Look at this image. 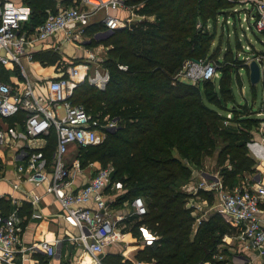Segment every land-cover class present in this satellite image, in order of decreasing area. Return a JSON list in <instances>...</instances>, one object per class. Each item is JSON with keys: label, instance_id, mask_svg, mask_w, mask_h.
Listing matches in <instances>:
<instances>
[{"label": "trees", "instance_id": "obj_1", "mask_svg": "<svg viewBox=\"0 0 264 264\" xmlns=\"http://www.w3.org/2000/svg\"><path fill=\"white\" fill-rule=\"evenodd\" d=\"M26 2L31 8L26 23L30 29L58 4L56 0ZM124 4L131 6L136 17L125 27L97 38L105 30L102 22L92 21L84 29L90 37L88 46L105 49L101 65L109 79L103 89L80 82L70 102L83 105L93 117L115 119L116 126L101 143L79 147L77 158L82 167L88 162L114 167L113 177L125 187L118 200L141 196L145 202L146 212L134 222L132 233L139 237L137 227L143 225L156 238L137 252L136 262L119 252H107L101 264L214 262L212 256L230 226L213 211L193 230L196 217L189 199L205 197L211 204L212 198L207 191L189 193L181 186L190 178V165L202 166L204 156L216 154L215 166L226 189H232L237 176L256 170L257 161L245 143L253 138L261 120L252 116L249 106L235 102L232 90L233 77L239 79L241 68L247 73V65L230 49L219 57V47H211L216 19L226 16L234 0H124ZM208 21L213 24L211 33ZM33 60L53 65L60 55L49 49L35 50ZM203 60L214 64L219 75L216 84L214 80L191 83L180 79L186 62ZM119 64L126 69L118 68ZM12 76L18 77L17 68L8 70L0 64V81L13 83ZM220 111L231 112L232 123L239 125L237 131L221 126L224 115ZM24 116L20 110L1 120L20 124ZM53 144L51 131L45 149L48 156ZM0 202L5 213L10 206ZM29 212V203L24 201L20 214L27 218ZM34 258L39 264H49L46 256L34 254Z\"/></svg>", "mask_w": 264, "mask_h": 264}, {"label": "built area", "instance_id": "obj_2", "mask_svg": "<svg viewBox=\"0 0 264 264\" xmlns=\"http://www.w3.org/2000/svg\"><path fill=\"white\" fill-rule=\"evenodd\" d=\"M244 1L249 5L241 19L248 22L249 29L263 32L264 0ZM70 2L66 6L57 4L52 11L47 9L43 21L30 29L26 25L31 12L27 4L0 0V52H3L0 54V64L16 67L19 77H15L13 83L0 81V150L21 142L15 147L14 159L17 163L10 184L13 189H18L24 182L33 187H42V192L26 191V202L30 206L29 218H43L39 202L44 194H51L61 207V212L53 215L78 231L77 236L61 234L55 235L52 240L43 238L24 244L22 234L27 228L28 217L20 214L21 203L18 199L0 193V200L10 206L4 213L0 202V264H23L24 260L34 254L52 258L57 256L61 244L67 240L77 242L91 255H95L119 238L117 223L126 217L138 220L146 212L143 197L135 196L128 202L127 215L115 214L113 203L125 192V187L113 177L114 167L110 164L100 166L97 162H88L82 167L77 158L79 147L101 143L106 133L116 126L115 119L93 117L83 105L70 102L74 88L84 80L98 89L105 87L109 79L108 71L101 65L105 49L102 55L88 51L87 59L82 61L68 62L60 58L54 66L56 75L42 78L39 82L42 96L34 91L27 64L33 61L35 44L44 43L46 38L58 31H61L65 43L80 41L85 27L100 10L104 11L99 19L105 26L103 32L125 27L133 16L131 6L125 5L124 0ZM119 8H126L129 15L122 18L114 14L113 11ZM45 47L41 46L38 50L47 49ZM245 49L250 51L248 46ZM254 51L242 56L238 53L237 57L246 65L250 60H255L259 65L260 80H264V53ZM89 61H95L93 69ZM118 68L124 70L126 66L119 64ZM178 75L180 79L194 83L213 80L218 72L212 62L203 60L186 62ZM59 107L61 112H58ZM20 110L25 112L20 124L15 122L10 125L1 120L12 117ZM231 117V112L227 111L221 125L226 127ZM51 131L54 133V144L48 156L45 149ZM257 132L259 139L252 138L246 141L245 146L248 154L255 161L261 162L264 161V120L257 127ZM30 140L42 143L32 146ZM80 173L87 174L86 182L71 189L74 178ZM215 184L220 192L219 213L230 225L239 229L238 238L246 247L263 254L264 224L258 213L264 199V185L241 184L230 190H222L220 181ZM210 186L201 181L188 191L196 193L197 189L206 190ZM89 203L92 206H87ZM137 230L144 246L156 238L143 225H139ZM197 264L215 263L205 261Z\"/></svg>", "mask_w": 264, "mask_h": 264}, {"label": "crops", "instance_id": "obj_3", "mask_svg": "<svg viewBox=\"0 0 264 264\" xmlns=\"http://www.w3.org/2000/svg\"><path fill=\"white\" fill-rule=\"evenodd\" d=\"M15 1V0H14ZM58 4H61L64 0H56ZM16 2V1H15ZM245 8L249 4H245ZM114 14L125 18L129 15L128 10L126 8H119L116 11H113ZM100 14V17H99ZM104 11L100 10L96 12L92 19V21H99V19L103 16ZM98 17V19H97ZM136 18V17H134ZM133 19V18H132ZM90 42V37L86 36V33L82 36L80 41H76L74 43H65L63 41V35L61 31H58L54 35L49 36L44 40V43L35 44L33 51L38 50L41 46H46L45 48L56 52L60 55V58H66V61L70 62L72 60H84L87 59V52L92 51L96 55L104 50L103 46L100 45L101 49L96 51L94 47L88 46ZM50 46V47H48ZM254 51V49H252ZM255 52V51H254ZM262 52V51H259ZM264 53V52H263ZM3 54V52H0ZM102 55V54H100ZM55 64L53 65H43L39 61L33 60L32 62L27 64L28 72L34 74V71L38 68V70L43 71L47 70V68L52 67V70L45 77H54L56 75ZM91 66V64H90ZM96 64L94 65V67ZM91 66V68H94ZM5 68L11 70V64L5 65ZM12 80H15V77H11ZM264 110L263 106H261ZM58 112H61V107L58 108ZM259 119L262 120L259 123L261 124L264 120V111L258 112ZM232 124V123H231ZM234 124V123H233ZM258 124V126L260 125ZM257 126V127H258ZM228 127V126H227ZM259 133L253 134V139H259ZM21 142H16L14 145H8L3 148L4 157L0 156V193L9 194L14 198L18 199L21 203V206L24 201H26V191H37L42 192V187H33L30 183H21V186L18 189H13L10 180L13 179L14 169L17 161L14 159L15 147H17ZM29 143L32 146H37L42 143L39 140H30ZM208 157V158H207ZM203 168L196 167L190 165L191 175L188 181H186L181 188L187 192L188 190L196 186L199 182L204 181L209 188L205 189H197L207 191L206 194L209 195V192L215 191L214 197L217 201V204L213 205L212 203H208L205 197L195 196L189 199L188 205L193 206L194 210L192 211V215L196 217L195 223L193 225V230L196 228L198 221L202 218L208 216L210 212L216 211L219 213V198L218 194L219 187L218 185H214L221 181L220 175L218 172V167L215 166L216 163V154L213 156H204ZM242 180H240L239 184H261L264 185V161L257 162L256 170L252 173L244 172L242 175H239ZM87 174L80 173L78 174L72 183L71 189H76L78 186H81L86 182ZM237 184V185H239ZM222 190H227L222 187ZM221 190V191H222ZM192 193V192H189ZM192 200H197L196 202H192ZM129 201L118 200L113 203V211L115 214H124L127 215L129 212ZM40 208H42V213L44 214L43 218L27 219V228L22 234V241L24 244H29L31 242H36L40 239L52 240L55 235L61 234H70L77 236L78 231L76 228L68 226L64 223L60 218L55 217L53 214H59L61 212V207L58 202L54 199L51 194H44L39 202ZM87 206H92V203L87 204ZM259 218L264 224V199L261 201L259 205ZM30 213V212H29ZM220 214V213H219ZM221 215V214H220ZM222 217V215H221ZM130 217H126L124 220L117 223L116 230L120 234L119 238H117L114 242L106 245L102 253L100 255L95 254L91 255L87 250H85L80 244L75 241H64L59 248V252L57 256H54L49 259V264H60L61 261H68L69 264H101V258L107 252H120L124 258L131 260L132 262H136L135 255L137 252L144 247L142 245L141 240L138 236H134L132 233V226L136 219H129ZM230 230L221 238L220 243L217 247L221 245L224 247V253H222V257L215 259L214 256L212 258L215 260L216 264H264V253L259 254L256 250L246 247L239 240V229L230 224ZM136 231V230H135ZM224 255V256H223ZM38 260L34 258V255L28 257L23 261V264H38Z\"/></svg>", "mask_w": 264, "mask_h": 264}, {"label": "rangeland", "instance_id": "obj_4", "mask_svg": "<svg viewBox=\"0 0 264 264\" xmlns=\"http://www.w3.org/2000/svg\"><path fill=\"white\" fill-rule=\"evenodd\" d=\"M15 1L20 2V3L22 2L27 3L26 0H15ZM70 3H71L70 0H67V2L63 3V5L66 6V5H69ZM245 4L246 3L244 0H234V5L226 13V16L219 15L216 19L215 26H214L215 27L214 28V38L211 42V47L213 48L219 47V57L222 55L223 51L228 50V49H230L233 54H236V56L238 53L241 56L247 55L251 51H253L252 49H254L255 51L264 52V31L257 32L253 28L249 29L248 22H244L241 19L243 13L246 12ZM99 17H100V14H99ZM132 18H134V16H132ZM206 28L209 33L212 32L213 30L212 21L207 22ZM102 35L104 34L103 33L96 34V38ZM247 46L249 47L250 51L245 49ZM92 47H94L96 51L101 49L100 45H92ZM100 54H104V50H102L99 53V55ZM89 63L91 64V66L94 67L95 61H89ZM50 70H52V67H49L47 68V70H43V71H40L37 68L36 71H34V74L33 73L31 74L29 72L30 78L33 83L34 91L41 94V96H42V92H40L41 89L39 88V82L41 81L43 76L48 75ZM239 72H240L239 79H235V77H233V84H232V90H233L235 102L238 104H246L247 106H249L253 112L252 116L254 118H258L259 115L257 113L264 111L261 107L263 106L264 108V80L263 79L259 80V82H257L254 85V90L252 92L251 90L252 85L248 81V76H247L245 69L241 68ZM218 77L219 75L213 79L215 84L217 83ZM226 113L227 111L226 112L220 111V114L222 115ZM231 123L232 121H230L229 124L227 125L228 128H231L237 131V128H239V125L237 123H234V124L233 123L231 124ZM254 133H256V131H254ZM0 156L4 157L3 149L0 150ZM202 162H204V158ZM200 167L203 168V166H200ZM240 180H242V178L240 176H237L235 178L233 187L238 186L237 184H239ZM230 189H227V190H230ZM214 194H215V191L214 193L210 191L208 196L212 198L211 203L213 205L214 204L216 205L217 201L215 200ZM196 201L197 200H192V202H196ZM129 219H134V218L130 217ZM223 220L227 224H229L224 218ZM100 253H102V251L97 252L96 254L100 255ZM222 253H224V247L221 245L220 247H217L213 256L215 257V259H218L219 257H222Z\"/></svg>", "mask_w": 264, "mask_h": 264}, {"label": "water", "instance_id": "obj_5", "mask_svg": "<svg viewBox=\"0 0 264 264\" xmlns=\"http://www.w3.org/2000/svg\"><path fill=\"white\" fill-rule=\"evenodd\" d=\"M111 32V30L102 32L104 34H108ZM247 76L248 81L251 85H255L260 80V71H259V65L255 60H250L247 64Z\"/></svg>", "mask_w": 264, "mask_h": 264}]
</instances>
